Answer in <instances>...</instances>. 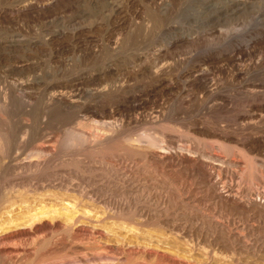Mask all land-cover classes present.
<instances>
[{
    "label": "rangeland",
    "instance_id": "1",
    "mask_svg": "<svg viewBox=\"0 0 264 264\" xmlns=\"http://www.w3.org/2000/svg\"><path fill=\"white\" fill-rule=\"evenodd\" d=\"M197 76L205 81L193 82ZM205 87L213 92L204 93ZM60 92L81 97L75 104L53 102V94ZM126 93L138 100L125 101ZM254 123L258 128L244 134L258 142L245 145L243 159L236 151L241 145L226 143L220 150L214 137L197 130L213 126L219 133L216 129L225 127L227 133L240 134ZM74 132L89 140L111 132L112 144L133 146L137 152L188 153L201 161L205 153L223 161L226 157L223 182L243 194H264V0H0V140L41 142L52 137L70 146ZM121 148L114 151L117 157L112 151L110 168L97 163L92 172L84 161L57 168L64 174L87 173L90 182L83 186H101L103 197L132 201L123 213L111 205H78L80 213L89 211L81 225L107 231L101 243L119 246L121 241L173 257L188 256L197 264H264V212L215 206L199 171L177 164L158 170L153 160L126 155ZM204 160V167L210 165ZM128 164L133 170L126 169ZM11 177H0V191ZM73 196L70 201L78 199V194ZM53 199L24 204L21 212L19 206L8 209L15 216L42 205L62 208L60 200ZM70 231L55 235L66 247L47 264H168L140 253L130 257L122 250L111 260L97 258L93 255L99 245L91 236L78 239ZM226 231L244 235L254 247L250 254L244 250L238 260ZM219 236L223 246L214 242ZM181 237L200 240L216 255L210 261L203 252L190 255ZM46 246L43 252L51 249ZM221 251L227 257L218 262ZM234 257L236 262L230 260Z\"/></svg>",
    "mask_w": 264,
    "mask_h": 264
},
{
    "label": "bare ground",
    "instance_id": "2",
    "mask_svg": "<svg viewBox=\"0 0 264 264\" xmlns=\"http://www.w3.org/2000/svg\"><path fill=\"white\" fill-rule=\"evenodd\" d=\"M203 81H205L203 78H200L197 76L193 82L199 83V82H203ZM106 92H108V91H106ZM203 92L208 94V93H212L213 91L210 88L205 87L203 89ZM99 93L105 94V90H101ZM126 94H127V97L125 96L126 97L125 101H129L131 103L133 101L135 102L138 100L136 94H133V93L132 94L126 93ZM255 96H253V97H255ZM80 97L77 94L68 95V94L60 92V93H54L53 96L51 97V100L53 102L55 101L56 103H57V101H59V102H62V104H64V103L75 104L79 101ZM253 97H252V99H253ZM82 108L84 111L90 110L88 106H83V107H81V109ZM258 108H259V106H258ZM251 119H253L255 121L256 119H258V116H256V114H252ZM257 121H255V122H257ZM257 125L258 124H256V123L248 124V127L247 128L245 127V130L242 129L243 131H241L242 133H240V134L239 133L232 134L231 132L227 133L225 130V127H222L220 130L216 129V131H219V133L213 131L215 129L213 126H212V130H201L199 128L197 130L200 133H202V135L207 134L210 136V138L214 137V139H216L214 142L217 143V148L220 150L227 146L226 143H234L237 146L241 145L242 148L237 147L238 149L236 148V151L239 154V156L242 157V159H243V157L246 156L244 149L246 150L248 148V146H246L247 148H245V145H248L249 143H253V142L254 143L258 142L256 140H253L250 137H248L246 133L244 134V131L246 132V130H248V129H250V130L252 129V131L256 130L258 128ZM207 128H208V126H207ZM218 129H219V127H218ZM79 133L80 132L74 134V139H73L74 141H72L73 143L69 142V144L71 143L70 146L66 145V144L64 145L52 137H48L47 139L41 138L42 139V141L40 140L41 142H36V140L33 142H27V141H25V139H23L21 137L22 141H19V142L17 141L16 143L9 142L11 140H9V141L7 140V142H6L1 138L2 140H0V177L2 175H5V174H9V175L12 174V177H11V179H9V178L7 179L8 183L5 187V189L3 188V190L0 191V264H47L51 260H53L54 258L57 259V254L59 255L60 247L63 244H66L63 239H62L63 244L60 243L61 241L59 242V240L61 238L60 239L58 238L59 240H56L57 238H55V235L60 234V233H66V232H69L70 230L74 231L73 235H76L78 237V239H80V237H82V236H85L86 234H89L91 236V237L89 236L90 239H92L94 242H96L99 245V246H96L99 248V251L97 253L94 252L95 254L93 255L97 258L102 257L106 260H111V258H113L119 250H122L121 252L129 251L128 254H129V256L131 255L130 257L140 253V254H143L146 256L147 255L151 256V257L153 256L157 260L160 259L162 262L165 261V263L167 262L168 264H197L194 261V259L188 258V256L186 258L173 257V256H170L166 252H163V251L148 250L146 248H141L142 246L141 247L134 246V245L130 246V245H127V243L124 244L125 242L122 243L121 241H120V244L117 243L119 246L113 245L111 243H103V242L101 243L100 240H102L103 238L105 239L107 231L105 232L104 230L102 231V230L98 229L97 225H95V224H93V225H95L96 227L90 226L91 228L80 224V222L82 223V220H81V218L83 217L82 215L87 216L89 213V211H88V213H84V212L80 213L79 210L81 209V207H80V209L78 207L80 206L81 203H85V204L91 203V205L92 204L93 205L103 204V205H108V206L111 205L116 211H120L123 213V211L125 210V207H127V208L130 207V204L132 201L129 203L128 202L123 203V202L119 201L120 199L116 200L113 197V195L103 197L100 194L102 191L100 189L101 186H100V188L92 186L93 187L92 189H90V188L87 189L86 186H88V185L85 183L90 182V178H87L85 176L87 173L85 175L84 174L81 175V174H77L78 173L77 172L75 175H70V174H64V173L59 172V169H57V168H59V166H63L61 164H64L65 162L67 163L69 161H78V163L79 162L82 163V161H84L87 164L86 167L89 168L90 170H92V172L97 168V167H95L97 163H101L103 166L104 165L110 166L111 165L110 163H112L111 161H112V157H113V152L115 150H119L121 148V147H117L116 145L112 144L113 143L112 142L113 136L110 135L111 132H110V134H107V135L105 134V136H99L96 133V135L94 134L93 138L90 140L88 138L86 139V137L83 136L82 133H80V134H82V136H83L82 137ZM46 136H48V135H46ZM78 137L83 138L82 141H80L81 138L78 140L79 144H77L78 141L75 140ZM155 138H153V139H155ZM113 141H114V139H113ZM131 141H133V140H131ZM136 141L134 142L135 145L137 144ZM138 142H139V140H138ZM130 143H129V145H130ZM134 143H132V144H134ZM215 144H213V145L215 146ZM234 144H233V146H234ZM137 145H139V144H137ZM254 145H256V144H254ZM124 147H125V145H124ZM121 149H123V148H121ZM123 150H124L126 155H128L129 153L131 155H143L144 158H147V159L149 158V159L153 160L155 162V164L157 165L158 170H159V167H161V169L166 168V167L172 168L173 166H176L175 164H177L178 166H181V167L184 166L183 168H185V169L187 168V170L189 169L192 171H195V170L199 171V173L205 179V182H206L207 188H208L207 191L212 193L213 200L215 201V206L219 205V207L220 206L225 207V208L227 207L228 209L231 208L232 210L238 209V210H245L246 211V209L247 210L253 209L254 212L258 211L257 213H259V214L264 212V194H262L260 192L255 194V195L249 194V193L243 194V193H241L242 191L240 192L239 190H235L231 184L227 185L225 182L222 181L221 174H222V171L225 167V166H223V164L225 165V162L227 161L226 157L223 161L222 159H220L218 157V155L209 153L210 155L208 154V157H207V155L205 153V154L201 155V157H202V161H201L197 157L192 158L191 156L188 155V153L187 154H184V153L173 154V153H170V152L164 151V150H160V151L156 150L158 152H156V151L150 152V151H143V149H137L138 150V152H137L135 150V147H133V146L132 147L129 146L128 148H124ZM229 151H230V149L228 150V152ZM110 153H111V155H110ZM116 154H119V152L115 153V156H116ZM115 156L113 157L114 159H115ZM118 157H119V155H118ZM228 158H230V157H228ZM120 159H121V157H120ZM204 159L211 162L210 165L204 167V163H205V162H203ZM123 161H125V160H122V163H124ZM75 163H73V165ZM67 164H65V165H67ZM68 166H71V164ZM77 167H78V165H77ZM127 167H129V164L126 165V169H129L128 171H131L132 167L131 166L129 168H127ZM79 168H81V167L79 166ZM87 168L85 169L86 171H87ZM101 168L103 169V167H100L98 169H101ZM81 170L83 171V169H81ZM81 170L79 169V172L83 173ZM154 171H156V169ZM215 173L217 175H215ZM257 175H258V173H257ZM88 176H90V175H88ZM125 179H126V177H125ZM134 181H135V178H134ZM83 184H85L86 186H83ZM72 193L75 194L74 195L75 197L78 194L77 197L79 200L75 198L76 201H74V198H73V200L70 201L69 197L73 196ZM123 197H124V195H123ZM48 198H54L55 200H60L61 206L63 205L62 208H57L56 206H53L51 204L49 206L41 204L42 206H40L37 209H29L28 208L29 210L24 211V213H20L21 212L20 207L22 205L26 204L29 206V202L32 204V202H36L38 200L44 203L45 201H48ZM57 203H59V201ZM84 205H82V206H84ZM14 206H19L18 207L19 209H17V210H20V212L18 211L20 213V215L14 216V215H12V210L8 209L9 207L13 208ZM57 206H58V204H57ZM33 207H36V206H33ZM33 207H31V208H33ZM77 208L79 210H77ZM85 209H87V208H85ZM87 210H89V209H87ZM115 210H114V212H115ZM129 210H131V209H129ZM90 212H92V211H90ZM3 213L8 214L6 219H2L4 216ZM115 214L113 213L112 216L114 215V217H115L117 215V214L116 215ZM110 216L111 215H108V217H110ZM117 216L119 217L120 215H117ZM98 218H100V217H98ZM110 219H111V217H110ZM89 221L93 222L92 219ZM97 221H98V219H97ZM84 222H87V220ZM216 227H222L223 228L224 225L218 224V226H216ZM221 230L222 229H220V231ZM75 232H76V234H74ZM227 232L228 231H226V234H227ZM228 235H229V240L231 241L230 246L232 247V250L234 252L233 254H235L236 257H238L237 258L238 260L240 259L239 258L240 256H237L238 254L242 255L243 252H245V251L249 253V250H251V248L252 249L254 248L253 246H251L252 244L250 245L249 242L246 241L245 236L242 235L241 233L228 232ZM181 238L183 241L186 242V244L189 248L190 255H191V253L198 252V254H199V252H201V254H202V252H203L204 253L203 256L205 258H207V260L209 259V261L211 260L210 258L213 259V257L216 255V252H213V250L210 251L208 249L209 248L208 246L205 247L206 245H202L200 240L198 242H195L193 240L186 239V237H181ZM181 238H179V239H181ZM225 238H228V237H225ZM88 239H87V241H88ZM68 240H70V239H68ZM89 242L92 243V241H89ZM105 242H108V241L105 240ZM214 242L217 245H222L225 242V240L222 239V241H221L220 236H219L218 238H216L214 240ZM46 245H49L51 249L48 247L50 250L49 251L45 250V252H43L44 248L47 249ZM63 246L66 247L65 245H63ZM64 250L62 251L63 253H64ZM81 250H82V248H81ZM86 250H88V248ZM82 252H80V256H83L85 254V252H84V254L82 255ZM176 254H178V253H176ZM218 254H220V253H217V255ZM221 254L219 256L220 259H217L218 262H219V260H221V262H222V260L225 261V259L227 257L226 254H225L226 257L223 256L224 253L222 251H221ZM77 255H79V254H77ZM143 255H141V256H143ZM85 257L86 256H84L83 258H85ZM231 259H233L232 261L236 260L235 257L230 258V260ZM160 260H158V261H160ZM196 260H197V258H196ZM203 261H205V260H203ZM203 261H202V264L204 263ZM51 262H53V261H51ZM239 262H241V261H239ZM198 264H199V262H198ZM207 264H208V262H207ZM216 264H218V263H216ZM227 264H228V262H227ZM229 264H231V263H229Z\"/></svg>",
    "mask_w": 264,
    "mask_h": 264
}]
</instances>
